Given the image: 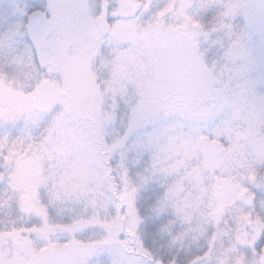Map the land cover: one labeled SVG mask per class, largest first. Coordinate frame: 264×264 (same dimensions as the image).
Here are the masks:
<instances>
[{
  "label": "snow or ice",
  "instance_id": "1",
  "mask_svg": "<svg viewBox=\"0 0 264 264\" xmlns=\"http://www.w3.org/2000/svg\"><path fill=\"white\" fill-rule=\"evenodd\" d=\"M0 264H264V0H0Z\"/></svg>",
  "mask_w": 264,
  "mask_h": 264
}]
</instances>
